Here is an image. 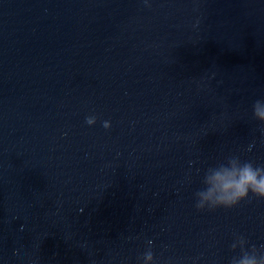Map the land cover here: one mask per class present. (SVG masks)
Wrapping results in <instances>:
<instances>
[{"label":"water","instance_id":"obj_1","mask_svg":"<svg viewBox=\"0 0 264 264\" xmlns=\"http://www.w3.org/2000/svg\"><path fill=\"white\" fill-rule=\"evenodd\" d=\"M262 96L264 0H0V264L264 245V197L194 204L209 165L264 163Z\"/></svg>","mask_w":264,"mask_h":264},{"label":"clouds","instance_id":"obj_2","mask_svg":"<svg viewBox=\"0 0 264 264\" xmlns=\"http://www.w3.org/2000/svg\"><path fill=\"white\" fill-rule=\"evenodd\" d=\"M145 2L147 3V0ZM252 113L259 121H264V96L257 97L252 102ZM85 119L88 124H92L97 116L89 114ZM102 124L107 128L111 121L104 119ZM202 185L194 193V204L198 209L231 207L249 194L264 197V163L241 159L237 154L229 155L225 160L209 165L204 170ZM151 244L152 240L149 238L140 264H154ZM230 247L238 248L239 252L231 257L229 264H264V250H261L264 245L248 243L243 234H235ZM29 264L34 262L29 261Z\"/></svg>","mask_w":264,"mask_h":264}]
</instances>
